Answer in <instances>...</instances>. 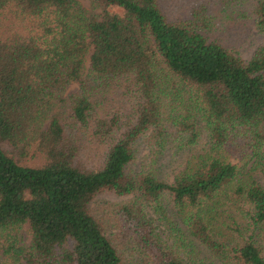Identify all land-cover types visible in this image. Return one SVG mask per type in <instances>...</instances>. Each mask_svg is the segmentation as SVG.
Segmentation results:
<instances>
[{"label":"trees","instance_id":"obj_1","mask_svg":"<svg viewBox=\"0 0 264 264\" xmlns=\"http://www.w3.org/2000/svg\"><path fill=\"white\" fill-rule=\"evenodd\" d=\"M158 1L0 0V264H264V41L244 60Z\"/></svg>","mask_w":264,"mask_h":264},{"label":"rangeland","instance_id":"obj_2","mask_svg":"<svg viewBox=\"0 0 264 264\" xmlns=\"http://www.w3.org/2000/svg\"><path fill=\"white\" fill-rule=\"evenodd\" d=\"M79 4L90 13H99L102 9L97 5L95 0H77ZM258 0H159L161 10L169 19H187L191 16L192 9L198 5H205L212 15V25L202 33L209 40H218L222 45L229 49H233L244 60H247L252 55L258 45L264 41V33L260 32L255 24L252 15V10ZM75 83L71 84L68 89L76 88ZM207 136L202 133L196 149L201 148L207 142ZM156 149V147H153ZM151 148L146 143L141 142L137 146L136 160L133 163L134 170L141 169V161L146 160L150 154ZM184 156L174 154V148L167 147L159 157L160 175L172 182V175L181 166ZM38 161H29L35 163ZM257 180L264 186V175L258 174ZM132 195H117L111 191H106L97 196L94 201L95 211L100 208H107L113 211L119 205L131 200ZM165 210L166 218L170 217L175 220V226H178L177 220L174 217L172 203L169 197H165L162 201ZM148 215L153 219L159 230H165V218H161L153 212V209L147 207ZM173 222V221H172ZM174 223V222H173ZM27 229V225L23 227ZM185 227H182V230ZM182 242V240H181ZM188 248V247H187ZM195 251V252H194ZM193 258L188 260L189 264H200L204 260L195 257L196 249H193ZM200 255L205 256V252H200Z\"/></svg>","mask_w":264,"mask_h":264}]
</instances>
